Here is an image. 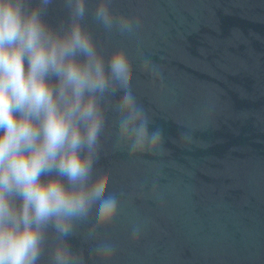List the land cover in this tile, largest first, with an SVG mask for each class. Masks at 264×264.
Returning a JSON list of instances; mask_svg holds the SVG:
<instances>
[{"label": "water", "instance_id": "1", "mask_svg": "<svg viewBox=\"0 0 264 264\" xmlns=\"http://www.w3.org/2000/svg\"><path fill=\"white\" fill-rule=\"evenodd\" d=\"M98 3L86 0L82 23L105 61L127 55L131 91L163 146L117 147L123 92L107 95L93 175L108 178L118 213L89 235L94 206L68 246L83 264H264V0H110L114 16L133 22L130 33L105 29ZM45 18L67 23L65 0ZM55 243L50 229L43 264ZM104 244L113 252L103 258Z\"/></svg>", "mask_w": 264, "mask_h": 264}, {"label": "clouds", "instance_id": "2", "mask_svg": "<svg viewBox=\"0 0 264 264\" xmlns=\"http://www.w3.org/2000/svg\"><path fill=\"white\" fill-rule=\"evenodd\" d=\"M52 2L0 0V264H43L50 229V264H83L66 240L75 223L95 206L92 235L116 217L120 202L108 193V178L93 175L107 95L123 92L117 147L157 153L163 146V130L149 131L131 91L127 55L117 50L105 61L82 23L86 0H65L69 18L59 26L45 18ZM109 5L99 0L95 19L109 31L132 32L133 22ZM142 69L159 74L148 60ZM96 251L109 257L113 247Z\"/></svg>", "mask_w": 264, "mask_h": 264}]
</instances>
